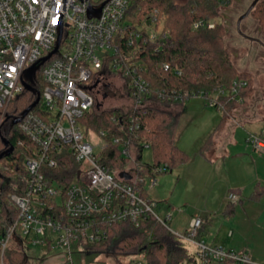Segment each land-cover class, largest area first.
<instances>
[{"label": "built area", "instance_id": "built-area-1", "mask_svg": "<svg viewBox=\"0 0 264 264\" xmlns=\"http://www.w3.org/2000/svg\"><path fill=\"white\" fill-rule=\"evenodd\" d=\"M130 4L131 0H0V107L20 97L22 80L32 86L35 69H30L34 65L36 68L44 64L41 75L45 81L39 103L19 121L30 138L29 154L23 160L25 173L15 175L21 185H14L20 191L8 196V203L17 214L0 233L1 256L16 236L23 246L61 248L65 251L63 263L73 264L72 247L80 245L86 249V245L104 240L105 225L131 221L139 226L151 216L183 243L194 246V252L188 251L194 261L181 264H261L247 251L200 239L198 234L203 225L200 217H192L184 230H178L171 225L173 212L165 217L158 214L155 188L165 167H160L159 174L152 177L135 174L133 168L141 141L136 142L139 125L134 118L127 125L118 126L119 132L110 135L109 140L108 131L98 132L105 141L100 150L90 140L95 131L85 120L97 102L91 87L95 85L103 92L100 85L108 76L122 77L120 70L110 71L122 57L119 40L131 46L135 36L160 43L170 35L164 25V14L157 8L141 23L125 20ZM204 25L214 27L215 22L198 21L193 28ZM60 34L57 50L41 61L57 46ZM126 74L131 75L130 86L134 90L133 96H129L134 99L132 108H135L143 104L140 96L150 95L151 91L134 68L127 69ZM236 83L242 86L246 81ZM236 92V86L230 91L220 88L211 94L208 104L215 107L219 96ZM197 95L202 96L203 92L184 91L178 98L186 100ZM248 140L256 153L264 155V129L250 134ZM110 145L127 162L116 171L101 163L102 153ZM67 156L76 164L68 183L63 181L62 172L52 171L62 168L60 162ZM2 169L8 170V164ZM122 172L131 177L120 176ZM12 183L11 179L6 182ZM227 199L237 202L239 197L231 191ZM132 264L149 263L144 260Z\"/></svg>", "mask_w": 264, "mask_h": 264}, {"label": "trees", "instance_id": "trees-1", "mask_svg": "<svg viewBox=\"0 0 264 264\" xmlns=\"http://www.w3.org/2000/svg\"><path fill=\"white\" fill-rule=\"evenodd\" d=\"M230 1L131 0L125 20L133 24L141 23L157 8L164 14V25L170 30V35L160 43L148 42L142 36H135L131 46L126 41L119 40L122 57L110 67V71L116 73L120 70L126 90L133 96L131 75H127L126 70L134 68L137 74L145 79L151 94L144 93L145 95L140 96L143 104L129 110L121 107L104 109L101 112L92 110L85 121L88 127L98 132L108 131L106 139L109 140L110 135L119 132L118 126L127 125L131 118L136 120L139 125L135 131L138 135L136 142L139 144L141 141L136 166L133 168L137 176H156L162 166L165 167L163 173H167L190 160V155L175 142L179 114L158 108L155 102L166 107L178 104L184 101L178 98L179 94L188 91L196 94L203 92L202 96L208 104L212 93L220 88L230 91L236 86L235 94L218 97L215 108L222 112V117L214 132L200 147L201 153L209 155L214 147L213 135L224 124L225 116L233 108L247 104L253 96L254 89L249 75L237 71L232 54L226 46L228 26L225 22L217 20L221 7ZM251 14L258 20L260 32L264 35V0L257 3ZM198 21H214L215 26L193 28V24ZM166 65L169 67L166 68ZM42 66L44 64L35 68L31 78L32 90L24 87L19 98L9 102L6 107H0V154L13 146L11 152L0 158V233L7 229L17 214V210L8 203V196L10 192L20 191L14 185H21L15 175L25 173L23 160L29 154L30 138L15 119L23 116L24 111L36 100L37 94L42 93L45 86L41 75ZM239 81L246 83L240 86L236 83ZM240 98L243 100L240 101ZM144 144L152 150V161L142 160V151L146 147ZM101 163L111 171L127 164L112 145L105 148ZM5 164H8V170L2 169ZM60 164L62 168L58 167L52 171L62 172L63 181L68 183L73 178L76 164L68 156ZM8 179L13 183L6 184ZM260 194V191H256L252 197L258 198ZM224 212L225 215H231L234 212L233 204L227 203ZM105 229L106 238L86 245L87 250H110L122 255L141 254L149 264H181L194 261L183 242L151 216H147L139 226L131 221H123L105 225ZM42 260L43 258H40L34 264H42ZM2 262L31 264L21 243L17 247H7L2 255Z\"/></svg>", "mask_w": 264, "mask_h": 264}, {"label": "rangeland", "instance_id": "rangeland-1", "mask_svg": "<svg viewBox=\"0 0 264 264\" xmlns=\"http://www.w3.org/2000/svg\"><path fill=\"white\" fill-rule=\"evenodd\" d=\"M252 1L231 0L230 3L221 7L220 16L217 20L225 22L228 26L229 34L225 37L226 46L232 54L235 68L238 72L247 73L252 84L255 85V89L257 91L260 89L263 94L264 46L257 41H251L243 37L237 30L239 16L249 7ZM241 29L245 33L259 37L264 41V35L260 32L259 22L254 15L251 14L242 20ZM104 83L108 84V86L103 89V92L100 91L93 111L101 112L104 109L108 110L116 107L129 110L135 106V101L129 96L124 86V81L119 74L108 76ZM260 96L261 93H259L257 101L255 100L257 103H259L258 98ZM98 103H101V107L97 105ZM261 106L262 104H259L256 110H258L261 116H264V109ZM172 111L179 114L175 142L191 154V159L194 160L196 155H198L197 159L192 161V163L180 165L158 176L159 182L155 188V193L156 197H159L161 201L157 212L161 217H165L168 213L174 212L175 209H181L182 213L175 210L172 220L175 219L176 221H171L172 227L176 228L187 221V215H198L200 208L204 210L212 187L215 186L217 194L215 193L211 201H208L213 206L214 199L220 194L223 177L230 178L235 173H240L242 177L246 174V178H251L252 174H254L256 163L264 168V155L253 151L252 143L248 140L250 134H253L254 130L257 129L256 124H259V122H254L253 124L245 122L243 123L244 126H234L231 138L217 140V159L214 163L210 162L211 168H214V173L209 172V177L206 179L205 174L202 172L209 165L205 163L206 161H204L203 157L209 158L210 155L201 153L200 147L214 132L219 117L218 112L215 107L207 104L204 96L198 95L176 104ZM1 121L2 116L0 117V123ZM94 131L92 132V136H90V140L96 149L100 150L105 141L98 131ZM142 160L147 162L153 160V153L149 147L143 149ZM244 184L246 192L252 189L251 185L246 181ZM227 190L225 189L228 195L230 191ZM222 211L218 215L209 214L206 218L202 214L201 216L205 221H208V218H210L209 223L217 229L223 225L219 232V239H222L223 242L227 243L233 241V239L241 240L246 237L248 221L244 215L240 214L233 221L234 224H231L230 222H223L225 217ZM229 230L234 231L232 237L228 235ZM18 244V237L13 236L9 241L8 247H17ZM183 244L190 253L195 251L192 244L187 242ZM23 249L31 264L37 263L40 258L58 261L60 255L62 257V254L65 252L61 248L48 249L44 245L26 244L23 246ZM144 260L141 254L122 255L110 250H87L80 245L72 247L73 264H81L83 261L87 264H132L133 262ZM0 264H2L1 259Z\"/></svg>", "mask_w": 264, "mask_h": 264}, {"label": "crops", "instance_id": "crops-1", "mask_svg": "<svg viewBox=\"0 0 264 264\" xmlns=\"http://www.w3.org/2000/svg\"><path fill=\"white\" fill-rule=\"evenodd\" d=\"M252 86L255 91L253 92V96L249 99L248 103L243 106H238L233 108L225 116V121L222 127H220L213 135L214 147L210 151L209 154L210 157L209 158L203 157L204 161H206L205 163H208L210 167L209 169V167L206 166L205 170L202 172L205 174L206 179L209 177V172L214 173V168L213 167L211 168L210 162L214 163L217 159V154H216L217 140L231 138L233 127L244 126L243 123L245 122H249L250 124H253L254 122H259V124H256L257 129L254 130V133L260 132L261 130L264 129V116H261V114L258 113V110H256L259 104H262L261 107H263L264 109V91L262 94L260 89H258L257 91V89H255V85ZM259 93H261V96L258 98L259 103H257L256 101ZM154 104L158 108L169 109L171 111L173 107L176 105L173 104L166 107V105H163L162 103L159 102H155ZM216 111L218 112L219 115L217 119V124H218L220 118L222 117V112L217 109ZM184 150L190 155V160L181 165L192 163V161H195L197 159L198 155H196L195 159L193 160L191 159V154L186 149ZM251 178L250 177L246 178V174H244V177H242L240 173H235L230 178L223 177L222 180L220 178L222 183V185L220 186V192H219L220 194L218 193L219 194L218 197L214 199L213 206L209 204L208 201L210 202L212 196L215 195L216 193L215 186L212 187L211 193L208 197L207 204L204 207V210L203 209L201 210L200 208L199 210L200 213H198V215L197 214L187 215V221H185L184 224H182L179 227H176L175 229L184 230L188 226V223L192 217H200L203 220V225L199 233L200 239H203L210 244L221 245L228 248L247 251L249 252V254L251 255L252 259L255 262L264 264V168L259 166L258 163H256L255 165L254 174H252ZM245 181L248 184H250L252 187V189L248 192H246L245 189L246 188L244 184ZM225 189L226 190L228 189L230 192L231 191L233 192L234 190L235 191L234 193H236L239 197L238 201L232 202L229 201L228 199L226 200L227 192L225 191ZM256 191H260L261 194L258 198H253L252 194ZM157 199L159 200V206H158L159 208L161 200L159 197ZM227 203H232L234 206V212L231 215H225L224 210ZM176 211L182 213L181 209L180 210L178 209ZM221 211L225 217L223 222L224 221L230 222L231 224H234L233 221H235V219L240 214H242V216L244 215L245 219H247L248 221V226H247L248 232L245 235L246 237L242 238L241 240L233 239V241H229L227 243L223 242L222 239L221 240L219 239L220 237L219 232L221 231L223 225H221L217 229L216 227H214V225L209 223L210 218H208V221H205L204 218H206V216L209 214L218 215V213ZM174 212H173V216H174ZM201 214L204 218L201 216ZM171 221H176V220L173 219ZM228 235L232 237L234 235V231L229 230ZM0 259L2 261L1 254H0ZM42 264H64V263H63V259L60 256V258H58V261H53L48 258L45 259L43 258ZM226 264H231V263H226Z\"/></svg>", "mask_w": 264, "mask_h": 264}, {"label": "water", "instance_id": "water-1", "mask_svg": "<svg viewBox=\"0 0 264 264\" xmlns=\"http://www.w3.org/2000/svg\"><path fill=\"white\" fill-rule=\"evenodd\" d=\"M259 1H261V0H253L251 2V4L249 5V7L245 10V12H243L239 16L238 21H237V30H238V33H240L243 37H245V38H247V39H249L251 41H257L258 43H260L261 45L264 46V41L261 38L256 37V36L249 35V34L245 33L241 29V22H242V20L245 19V18H247L251 14L252 10L256 7V5H257V3ZM100 9H101V7H99L97 13H100ZM89 15L90 16L93 15L92 9L89 10ZM60 39H61V34L59 36V40H58L57 46L54 48V50L50 54H48L47 56L43 57L41 61H46L47 59H49L51 57V55L57 50V48L59 46ZM34 69H35V65L30 69V71H34ZM22 84L24 85V87H26L28 89H31V90L33 89V87L28 82H26L25 80H22ZM91 88H92V90L95 92V94L97 96L100 94V92L97 90V88H96L95 85H93ZM39 101H40V93L37 94L36 100L24 111L23 116L26 115L36 104H38ZM97 105L99 107H101V103H98ZM23 116H20V117L16 118L15 121L16 122L17 121H20ZM12 150H13V146H10V148L8 150H6V151H4V152H2L0 154V158H2L5 155V153L11 152ZM120 176H123L125 178H130L131 177L130 174H128L127 172H122L120 174Z\"/></svg>", "mask_w": 264, "mask_h": 264}, {"label": "flooded vegetation", "instance_id": "flooded-vegetation-1", "mask_svg": "<svg viewBox=\"0 0 264 264\" xmlns=\"http://www.w3.org/2000/svg\"><path fill=\"white\" fill-rule=\"evenodd\" d=\"M100 86L104 89L105 87L107 88L108 84L104 83V84H101Z\"/></svg>", "mask_w": 264, "mask_h": 264}]
</instances>
